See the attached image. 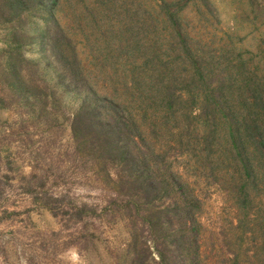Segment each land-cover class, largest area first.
Listing matches in <instances>:
<instances>
[{"label": "trees", "instance_id": "trees-1", "mask_svg": "<svg viewBox=\"0 0 264 264\" xmlns=\"http://www.w3.org/2000/svg\"><path fill=\"white\" fill-rule=\"evenodd\" d=\"M3 4L13 39L41 17L39 44L80 99L75 139L94 129L127 176L131 264L147 251L151 264H264V29L246 47L212 0Z\"/></svg>", "mask_w": 264, "mask_h": 264}, {"label": "rangeland", "instance_id": "rangeland-1", "mask_svg": "<svg viewBox=\"0 0 264 264\" xmlns=\"http://www.w3.org/2000/svg\"><path fill=\"white\" fill-rule=\"evenodd\" d=\"M212 1L246 47L264 29V0ZM33 21L13 39L0 16V264H131L127 176L116 158L104 164L94 129L75 139L79 96L58 80ZM207 206L219 212L221 194L211 190ZM138 236L150 245L147 227Z\"/></svg>", "mask_w": 264, "mask_h": 264}]
</instances>
